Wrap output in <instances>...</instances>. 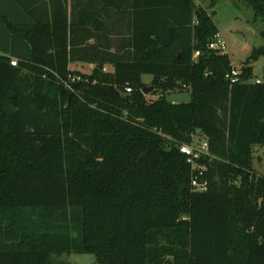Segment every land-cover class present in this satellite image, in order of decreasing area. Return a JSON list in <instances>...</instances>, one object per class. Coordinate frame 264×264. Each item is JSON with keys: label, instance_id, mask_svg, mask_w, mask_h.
<instances>
[{"label": "trees", "instance_id": "trees-1", "mask_svg": "<svg viewBox=\"0 0 264 264\" xmlns=\"http://www.w3.org/2000/svg\"><path fill=\"white\" fill-rule=\"evenodd\" d=\"M185 2L182 20L159 7L156 29H134L130 55L83 73L69 68L87 58L66 10L48 20L43 0H0V264H56L64 253L98 264H264V175L253 163L264 79L253 81L250 65L264 48L232 83L229 55L208 49L219 32L211 11ZM245 2L264 19V0ZM181 85L190 101L169 100ZM195 134L209 145L197 160L204 192L180 151Z\"/></svg>", "mask_w": 264, "mask_h": 264}, {"label": "crops", "instance_id": "crops-1", "mask_svg": "<svg viewBox=\"0 0 264 264\" xmlns=\"http://www.w3.org/2000/svg\"><path fill=\"white\" fill-rule=\"evenodd\" d=\"M43 1L42 8H40L42 17L47 18L48 16L47 19L52 20L53 11L57 13L60 7L62 11L66 10L70 27L73 29L74 41L86 45L87 60L73 61L69 64V68L71 69L73 65H86L92 71L101 63V59L108 57L111 53L130 55L132 53L131 45L134 42V29L138 28L142 31L140 37L150 31L152 27L156 29L159 21L157 15L161 8L162 12H169L176 19L182 20L184 10L183 8L179 9V5L183 7L184 1L187 2V0ZM195 2L203 6L202 0H195ZM172 22L173 20H171V26ZM165 26L162 25V28ZM96 58L97 61L89 60ZM103 70L112 72L113 68L109 63H105ZM143 76L142 81L144 82ZM172 101L178 103L175 99ZM257 148L255 146L254 149ZM258 163L259 166H262V161Z\"/></svg>", "mask_w": 264, "mask_h": 264}, {"label": "rangeland", "instance_id": "rangeland-1", "mask_svg": "<svg viewBox=\"0 0 264 264\" xmlns=\"http://www.w3.org/2000/svg\"><path fill=\"white\" fill-rule=\"evenodd\" d=\"M212 1L202 0V4L208 8V11H211L214 22L227 44L225 54L229 55L234 68L240 70L242 66L246 65L254 50L264 48V39L261 34L264 30V19L257 17L254 10L245 0H215L216 5L213 9L209 7ZM250 65L254 69V78L263 80L264 53L259 56L258 60L252 61ZM71 69L83 73L92 72L86 65H73ZM143 80L145 83H149L148 85L151 87V90L146 95L147 99H156L161 91L155 92L154 86L151 85L152 76L144 75ZM167 94L169 100L175 99L178 103L189 102L191 99L190 88L186 85L177 86ZM203 139L202 135L195 134L193 143L197 144ZM257 147L253 152V163L256 170L261 175H264V146ZM260 161H262V166H259L258 162ZM53 258L56 264H98L93 254L72 253L67 255L64 253L62 255H54Z\"/></svg>", "mask_w": 264, "mask_h": 264}, {"label": "built area", "instance_id": "built-area-1", "mask_svg": "<svg viewBox=\"0 0 264 264\" xmlns=\"http://www.w3.org/2000/svg\"><path fill=\"white\" fill-rule=\"evenodd\" d=\"M208 49L213 50L220 53H225L227 50V44L221 35L220 32L216 33L211 41L208 43ZM200 56V50H195L193 53V59L196 60ZM18 60L15 58L11 59V64L16 66ZM227 79H229L232 83L238 82L240 80V70L233 68L227 75ZM75 80V79H73ZM253 81L261 82L260 79L254 78ZM127 92H131V88H127ZM180 151L184 153L188 157V161L192 165V168L197 173L193 176L192 179V187L196 192H204L207 190L208 183L206 180H200L199 176L203 174L206 170V167L203 165H199L197 160L203 157H207L209 155V145L208 142L203 139L199 141L197 144H183L180 146Z\"/></svg>", "mask_w": 264, "mask_h": 264}, {"label": "water", "instance_id": "water-1", "mask_svg": "<svg viewBox=\"0 0 264 264\" xmlns=\"http://www.w3.org/2000/svg\"><path fill=\"white\" fill-rule=\"evenodd\" d=\"M213 14H215V12H213ZM149 90H151V87H149V86H148V87H144L143 90H142V92H143L145 95H147L148 92H149ZM111 91H112L114 94L122 95V93H121L118 89H116L114 86L111 87Z\"/></svg>", "mask_w": 264, "mask_h": 264}]
</instances>
